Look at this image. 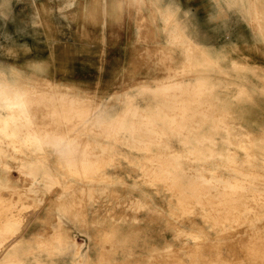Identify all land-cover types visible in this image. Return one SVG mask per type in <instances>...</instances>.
Masks as SVG:
<instances>
[{
	"label": "rangeland",
	"instance_id": "374dc122",
	"mask_svg": "<svg viewBox=\"0 0 264 264\" xmlns=\"http://www.w3.org/2000/svg\"><path fill=\"white\" fill-rule=\"evenodd\" d=\"M1 197L0 264H264V0H0Z\"/></svg>",
	"mask_w": 264,
	"mask_h": 264
},
{
	"label": "bare ground",
	"instance_id": "6f19581e",
	"mask_svg": "<svg viewBox=\"0 0 264 264\" xmlns=\"http://www.w3.org/2000/svg\"><path fill=\"white\" fill-rule=\"evenodd\" d=\"M201 83V82H200ZM174 87L175 86H181V85H179V84H175V85H173ZM127 97H129V95H127ZM113 98H115V99H119L120 98V94H118V93H116L114 96H113ZM131 97H129V103H128V106H127V108H126V110H124V111H126L124 114H127L129 111H131L130 110V106H133L136 110V112L138 111L137 109H138V107L137 106H135L134 104H133V101L130 99ZM8 99V98H7ZM22 100V97H20V96H18L16 99H15V101H14V104H17L18 106H24V104L23 103H21L20 101ZM12 102V101H11ZM32 106V104H30V105H28V107H31ZM140 108V107H139ZM133 111V110H132ZM131 111V112H132ZM135 111H133V116L135 115L134 113H136ZM137 115V114H136ZM124 116V115H123ZM136 117V116H135ZM134 117V118H135ZM27 118V117H26ZM121 118V117H120ZM118 119V118H117ZM117 119H115V120H117ZM62 120V119H61ZM119 120V119H118ZM151 124V123H150ZM26 126V125H25ZM17 128V127H16ZM153 133V132H152ZM152 135H154V134H152ZM132 137H134V135H132ZM125 138L126 139H128L129 138V136L128 135H126L125 136ZM145 140V139H144ZM143 140V141H144ZM54 142V141H53ZM52 142V143H53ZM142 142V141H141ZM46 143H49V141H46ZM55 144V147H57V146H59V142L58 141H55L54 142ZM38 168L36 167V166H32L31 167V172H30V177H34V179H36L37 178V175L36 174H34V173H36V172H33V171H35V170H37ZM23 172V171H22ZM45 172L47 173V171L45 170ZM212 173V172H211ZM37 182H41L40 181V179H38L37 180ZM262 185V184H261ZM28 187L26 188V190H25V196L26 197H30L31 198V196H33V195H36V194H38L39 193V190L37 189V187H35V185H33V184H28L27 185ZM23 191V190H22ZM15 193V192H14ZM21 193H23V192H21ZM234 193V192H233ZM22 195V194H21ZM37 197V196H36ZM0 199H2V197L0 198ZM13 199V198H12ZM3 200V201H2ZM2 200H0L2 203H4V198L2 199ZM10 200V199H9ZM22 201V200H21ZM9 202V201H8ZM11 202V201H10ZM41 202V201H40ZM242 202V201H241ZM1 203V204H2ZM14 205V204H13ZM19 205V204H18ZM24 205V204H23ZM9 215V214H8ZM11 215V214H10ZM20 215V214H19ZM8 219H9V217H8ZM20 219V218H19ZM10 220H12L11 218H10ZM10 220H9V222H10ZM23 220V219H22ZM8 222V221H7ZM16 222V221H15ZM2 224H4V223H2ZM6 224V223H5ZM16 224V223H15ZM23 224V223H22ZM3 230V229H2ZM1 234V233H0ZM3 234V233H2ZM55 234H56V236L59 238V239H61V241H62V243H63V247H64V252L66 253V254H68V255H70V253L71 252H74V254H72V257H73V259L74 260H76V261H78V260H83L84 258H85V252L83 251V249L85 248V245H79V243H78V241H69V237H68V235L66 234H63L62 233V231H61V228L60 227H57L56 228V230H55ZM63 236H65V239H64V241H63V239H62V237ZM74 236V235H73ZM4 237V236H3ZM255 237V236H254ZM9 238V237H8ZM7 239V238H6ZM9 240V239H8ZM4 242V241H3ZM2 244V243H1ZM6 246V245H5ZM63 256V255H62ZM67 257V256H66ZM64 258V257H63Z\"/></svg>",
	"mask_w": 264,
	"mask_h": 264
}]
</instances>
